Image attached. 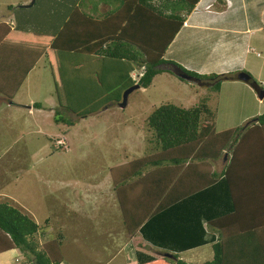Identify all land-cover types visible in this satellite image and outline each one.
I'll list each match as a JSON object with an SVG mask.
<instances>
[{
    "label": "trees",
    "instance_id": "obj_1",
    "mask_svg": "<svg viewBox=\"0 0 264 264\" xmlns=\"http://www.w3.org/2000/svg\"><path fill=\"white\" fill-rule=\"evenodd\" d=\"M158 1L110 0L112 8L98 16L80 10L81 4L71 11L57 36L45 44V48L49 44L45 59L51 70L56 100L54 123L73 126L75 122L66 116L67 113L83 118L99 109L116 106L125 88L135 83L147 88L160 73L175 74L214 90L219 89L222 81L233 78L231 72L199 74L163 59L165 49L198 0ZM77 16L83 18L81 30L84 29L89 42L74 48L68 35ZM58 36L64 41L61 45ZM57 47L62 54L78 49L96 56L104 66L90 68V76L85 80H67L66 65L70 66L72 60L61 56L56 67L49 52ZM108 66L111 67L109 71L106 70ZM139 72L141 75L135 80L132 74ZM236 75L238 79L243 75L242 79L254 88H261L247 72L237 71ZM260 100L264 102V97ZM205 101L199 99L189 107L164 103L147 116L151 150L118 166L122 171L117 173L118 167L113 171L123 225L133 234L147 217L171 208L175 213L186 215L183 219L186 224L206 217L207 227L217 233V239L211 244L212 257L199 264H264V113L249 119L245 127L218 132L213 126V112ZM217 162L222 165L219 170L214 167ZM131 178L134 181L126 190L123 182ZM218 181L226 185L232 212L210 217L202 207L192 210L189 206L183 210L182 200L198 193L203 195V191L204 196L209 197V188ZM147 183L149 185H145ZM137 185L143 186L140 195L145 198L136 201V211H130L129 206L135 204L126 197ZM44 223L45 226H41L8 200H0V252L16 249L29 264L62 263L64 235L59 230L55 236L43 237L47 219ZM192 227L196 225L190 227L189 239L198 236V229ZM146 264L192 263L171 253Z\"/></svg>",
    "mask_w": 264,
    "mask_h": 264
},
{
    "label": "rangeland",
    "instance_id": "obj_2",
    "mask_svg": "<svg viewBox=\"0 0 264 264\" xmlns=\"http://www.w3.org/2000/svg\"><path fill=\"white\" fill-rule=\"evenodd\" d=\"M5 2L11 5L10 8L2 5ZM29 2L0 0V23L7 15L13 22L21 23L24 29H47L50 18L47 1L36 0L30 7H22ZM255 38L258 41L254 47L256 52L252 54L253 58L246 70L242 71L247 72L262 87L258 89L235 77L236 70H231L233 78L222 81L218 90L165 73L157 76V80L147 88L130 93L128 104L123 109L116 106L99 109L85 118L67 113L66 116L75 122L69 127L66 124L50 127V118L45 119V124L39 125V120L33 122L27 112L1 101L0 190L11 192L16 201L10 202L5 196H0V200H9L14 206L19 202L28 211L24 210V213L33 215L41 226H45L47 218V225L43 229L45 238L55 236L61 230L65 236L61 245L64 262H115L124 244L141 245V242L138 244L139 239L133 238L123 225L124 216L118 207L119 199L113 182L116 173L113 171L151 150L147 116L164 103L189 107L204 98L213 112L212 121L216 131L245 127L249 118L241 119L250 112H257V115L264 113V102L258 99L259 91L264 90V39ZM66 68L72 70L69 64ZM75 75L71 73L70 78L75 80ZM70 78L67 74L66 79ZM36 79L30 77L32 83ZM45 90L44 95L48 97V85H45ZM3 96L4 99L13 100L11 94L5 93ZM25 97L28 98L27 95ZM37 102L41 105L44 103L43 99ZM38 129H43L44 136L37 134ZM52 133H61L59 137L63 138V145L60 148H56L55 141L61 138H46ZM120 171L122 167L117 168V173ZM133 181L132 178L124 180L126 190ZM70 186L73 188L68 191ZM139 192L136 190L134 194ZM144 198V195H135L131 199L135 205L129 206V210L136 211V201L140 202ZM148 198L151 199V196ZM19 205L17 207L21 209ZM211 251L205 247L181 254L180 258L186 262L191 259L193 264L202 263L210 258Z\"/></svg>",
    "mask_w": 264,
    "mask_h": 264
},
{
    "label": "crops",
    "instance_id": "obj_3",
    "mask_svg": "<svg viewBox=\"0 0 264 264\" xmlns=\"http://www.w3.org/2000/svg\"><path fill=\"white\" fill-rule=\"evenodd\" d=\"M46 1L47 9L50 10V13L47 12L50 17H48L47 24L49 26L47 29H36L34 31L24 29L21 23L13 22L7 15L4 16V21L0 23V102H8L7 105H12L18 110L27 112L28 116L32 117L33 122L39 120V125L45 124V119L50 118L52 122H49L48 125L51 127V125L56 126L62 123L54 124L53 122L56 100L52 94L54 86L51 70H49V63L45 60V50L49 46L48 44L45 48L46 41L49 40L50 43L57 36V32L63 26L64 21L79 4H81L80 10L94 16L106 13L112 6L109 4L110 0ZM153 2L158 3L160 1L153 0ZM2 5L7 6V8L11 6L7 2L2 3ZM76 19L73 20L72 30L68 35V40L75 46L74 48L89 42V39H86L84 29L81 30L83 18L77 16ZM31 37L35 39L33 40ZM255 37L264 39V0H198L165 49L163 59L177 62L186 69L199 74L223 73L231 72V70L242 71L246 70L245 68L253 58L252 54L256 52L254 47H256L258 41L256 42ZM58 41L60 45L64 43L59 36ZM59 50L60 47H57L56 50H50V58L53 59V64L55 63L56 67L61 56H67L72 60L70 64L72 70L70 71V68H68L66 73L69 78L71 73H76V80H85L90 76V68L99 69L104 66L102 60L97 59L96 56L88 55L78 49L74 51L71 49L64 54ZM83 61L86 63L85 66L82 65ZM85 69L88 71L86 72ZM109 69H111L110 66L106 70L109 71ZM58 71L61 75L63 74L60 70ZM25 72L27 73L25 74ZM161 74L165 73L157 74L152 83ZM31 76L37 78L33 83L30 80ZM70 80L73 79L70 78ZM45 85H48V97L44 95ZM5 93L11 94L13 100L10 98L4 99L5 96L3 95ZM40 99H43L44 103L37 107L35 104ZM257 114V112H250L241 120L251 119ZM38 130L37 134L44 136L43 129ZM56 136H61V133L58 135L48 134L46 138L53 139ZM214 167L219 170L222 165L217 162L214 163ZM145 185H149V183ZM68 188V191H70L73 187ZM142 188L143 186L137 185L136 189L132 191V194H128L126 199L131 202L135 195L140 194V192L134 194L135 191ZM209 189V197L204 196L203 191V195L198 193L182 200L180 205H182L183 210L189 206L192 210L202 207L209 212L210 217L232 212V203L226 185L222 181H218ZM0 196L7 197L10 202L16 201L12 193L6 189L0 190ZM147 202L150 204L149 200ZM15 204L18 206L19 202ZM20 207L23 211L28 212L25 206ZM174 213L171 208V210L166 209L154 216L147 217L132 234L133 238L139 239L138 244L141 242V245L126 244L125 246L124 244L118 251L121 252V255L118 254L115 262H113L114 260H108L106 264H116L118 260V264H146L150 260L165 256V254L177 253L180 257L181 254L205 247L211 249V244L217 239V233L209 230L206 217L197 218L193 224H186V222H183L186 216L183 212L182 214ZM30 216L34 219L33 215ZM193 225H196V227L192 228L198 229V236L189 239L187 237L188 231ZM211 257L212 251L210 253ZM63 258L65 257L63 256ZM190 260L188 259V262L191 263ZM0 264L29 263L23 261L22 256L16 249H9L0 252ZM60 264L69 263L63 261Z\"/></svg>",
    "mask_w": 264,
    "mask_h": 264
},
{
    "label": "water",
    "instance_id": "obj_4",
    "mask_svg": "<svg viewBox=\"0 0 264 264\" xmlns=\"http://www.w3.org/2000/svg\"><path fill=\"white\" fill-rule=\"evenodd\" d=\"M35 0H30V2L28 4L22 5V7H30L31 5L34 4ZM184 78H187V76H184ZM240 79L243 78V75L239 76ZM244 79V78H243ZM140 89V86L138 84H133L127 88H125L122 92L121 95V99L116 103V106L118 108H125L128 104V96L130 93H132L134 90ZM258 97L259 99H262L264 97V90H260L258 93ZM166 256H168L169 254H165Z\"/></svg>",
    "mask_w": 264,
    "mask_h": 264
},
{
    "label": "built area",
    "instance_id": "obj_5",
    "mask_svg": "<svg viewBox=\"0 0 264 264\" xmlns=\"http://www.w3.org/2000/svg\"><path fill=\"white\" fill-rule=\"evenodd\" d=\"M133 75V78L135 79V80H137V78H138V75H141V72H139V73H133L132 74ZM63 138H61V139H58V140H56L55 141V146L57 147V146H59V145H63V140H62Z\"/></svg>",
    "mask_w": 264,
    "mask_h": 264
}]
</instances>
